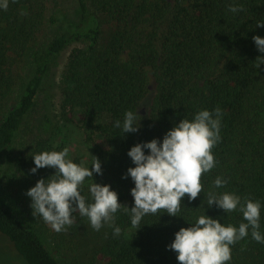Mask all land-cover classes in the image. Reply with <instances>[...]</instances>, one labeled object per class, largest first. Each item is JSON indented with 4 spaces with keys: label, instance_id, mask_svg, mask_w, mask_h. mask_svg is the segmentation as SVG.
I'll return each instance as SVG.
<instances>
[{
    "label": "trees",
    "instance_id": "trees-1",
    "mask_svg": "<svg viewBox=\"0 0 264 264\" xmlns=\"http://www.w3.org/2000/svg\"><path fill=\"white\" fill-rule=\"evenodd\" d=\"M48 1L9 0L8 8L0 10V109L13 85V59L32 50L28 77L0 119V185L4 167L13 174L9 181L20 192L53 173L50 168L29 172L34 166L31 156L59 151L46 138L37 141L29 153L11 160L7 154L55 58L71 43H83L84 48L76 49L67 64L69 87L64 91L63 108L78 112L84 139L92 150L89 159L72 160L77 164L84 160L91 167L97 158L102 174L94 173V182L109 184L118 202L129 208L133 204L129 190L134 185L130 178H121L134 166L126 155L128 149L162 138L174 123L191 119L199 110L221 111L220 140L211 149L216 165L201 174L198 197L188 201L185 195L178 217H170L163 209L145 216L137 231L129 216L118 211L115 223L121 233L114 237L109 228L99 248L103 264H178L176 253L166 245L179 228L188 227L204 213L224 225L246 223L239 211L224 213L215 204L209 208L210 191L234 192L242 203L259 200L264 234V64L256 67V58L262 54L252 41L254 35L264 37V27L256 26L257 21H264V0H235L243 9L236 14L227 10L232 0H75L77 21L34 50L43 23H56L53 14L46 17ZM102 23L109 26L108 37L102 35ZM151 75L156 93L149 118L139 121L138 132L123 135L113 123L122 120L126 110L139 115ZM218 176L227 179V184L216 189L213 181ZM91 182L86 178L82 190L89 202ZM73 216L75 225L89 224L78 212ZM0 233L23 264H60L39 233L1 201ZM230 247L232 258L227 264H264V244L252 240L250 232Z\"/></svg>",
    "mask_w": 264,
    "mask_h": 264
},
{
    "label": "clouds",
    "instance_id": "clouds-1",
    "mask_svg": "<svg viewBox=\"0 0 264 264\" xmlns=\"http://www.w3.org/2000/svg\"><path fill=\"white\" fill-rule=\"evenodd\" d=\"M9 0H0V10H6ZM229 12H241L242 6L232 0L228 5ZM257 27H264V21H257ZM256 50L262 54L256 58L264 64V37L252 36ZM221 111L211 112L202 109L195 112L191 119L182 118L174 123L162 136L150 141L136 143L126 155L133 167H129L122 179L130 178L133 187L129 192L133 198L129 208L118 202V195L109 184L96 183L93 174L101 175V163L94 156L91 167L85 161L79 164L69 158V147L60 151H41L31 156L33 167L31 174L39 169L50 168L53 173L47 178L41 177L34 186L26 190L30 198L29 207L33 217L39 216L52 230L60 232L74 222L73 213L78 212L86 217L90 227L99 231L108 227L112 235L119 236L121 228L115 223L118 211L129 216L132 228H141L142 219L149 214H156L163 209L170 217H178L181 201L187 195L192 201L202 191L200 177L216 165L211 153L212 147L220 140ZM139 115L131 110L123 113L122 120H116L113 127L124 134L136 133L141 125ZM86 178L89 200L82 195ZM227 179L216 177L213 187L222 188ZM234 192L216 193L210 191L206 205L213 204L224 213L239 211L243 220L238 227L224 225L217 218L205 213L195 218L188 227H181L174 233V239L166 248L176 253L178 264H227L231 260V247L249 235L258 244H264V234L260 231L259 200L245 199Z\"/></svg>",
    "mask_w": 264,
    "mask_h": 264
},
{
    "label": "rangeland",
    "instance_id": "rangeland-1",
    "mask_svg": "<svg viewBox=\"0 0 264 264\" xmlns=\"http://www.w3.org/2000/svg\"><path fill=\"white\" fill-rule=\"evenodd\" d=\"M46 7V17L53 14L56 23L49 24L46 21L43 23L36 33L34 50L43 47L54 34L68 28L78 18L75 0H56V4L49 0ZM101 30L103 37H108L109 26L106 23L101 24ZM84 46L83 43H71L55 58L33 109L24 120L14 144L8 151V159L11 160L16 156L31 152L33 145L44 138L59 151L64 147H69L70 159H89L92 145L84 139L78 112L63 108L64 91L69 87L66 79L69 58L76 49H83ZM31 56L32 50L27 56L18 58L12 56L14 58L11 64L13 85L4 101V106L0 109V119L15 101L28 77ZM155 93L156 82L154 76L151 75L148 93L139 105L141 123L149 118ZM4 168L6 171L0 185V201L26 226L39 233L46 248L60 264H103L104 258L99 253V248L108 233V227L95 231L89 224L75 225L74 219L71 225L65 226V229L60 232L52 230L43 220L31 215L30 200L27 199L25 192H20L12 185L9 178L13 179V174L8 168ZM0 264H23L11 243L1 233Z\"/></svg>",
    "mask_w": 264,
    "mask_h": 264
}]
</instances>
